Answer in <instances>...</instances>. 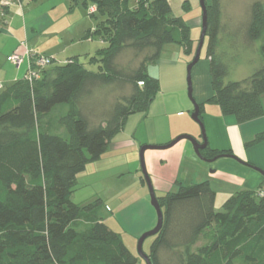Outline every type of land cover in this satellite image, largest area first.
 <instances>
[{
	"label": "trees",
	"instance_id": "trees-1",
	"mask_svg": "<svg viewBox=\"0 0 264 264\" xmlns=\"http://www.w3.org/2000/svg\"><path fill=\"white\" fill-rule=\"evenodd\" d=\"M1 1L0 26L8 13ZM88 1L96 8L90 14L102 18L82 36L103 45L88 58L99 64L97 72L85 69L75 56L42 68L31 81L21 76L0 82V264H140L120 235L94 215L101 199L75 203L72 186L127 116L148 109L157 82L147 67L162 47L177 44L190 54L193 40L188 25L171 15L168 0H134L133 6L130 0ZM248 8V18L230 33L233 56L218 49L215 30L206 40L212 90L206 101L238 124L264 115V2L254 0ZM258 41L261 60L253 72L225 82L241 53ZM125 51L141 57L132 66L122 64ZM57 106L65 107L60 118L67 124L66 136L39 124ZM198 106L200 117L204 103ZM263 140L264 130L244 140V146ZM200 154L232 155L230 150ZM259 189L236 191L216 211L208 181L178 183L176 191L157 198L163 223L149 246L151 264H264V195Z\"/></svg>",
	"mask_w": 264,
	"mask_h": 264
},
{
	"label": "rangeland",
	"instance_id": "rangeland-1",
	"mask_svg": "<svg viewBox=\"0 0 264 264\" xmlns=\"http://www.w3.org/2000/svg\"><path fill=\"white\" fill-rule=\"evenodd\" d=\"M8 1L9 4L5 5L6 7H9L12 2V0ZM168 1L171 15L188 25V34L193 40L191 53L187 54L184 48L177 44H165L162 47L160 56L147 67L148 76L157 82L156 93L148 109L139 110L127 116L122 128L110 139L106 150L100 157L88 162L84 170L77 174L71 194L72 201L78 204L100 198L102 202L96 207L94 215L107 222L110 228L120 235L132 253L138 257L137 240L139 236L151 229L156 222V213L150 204L148 186L140 181L143 176L140 147L168 144L177 136L184 134L201 140L200 126L190 116L193 102L188 95L187 85V65L194 56L201 32V7L199 0ZM253 1L216 0L215 3L213 0H205L209 18L208 30L204 37L199 61L191 71L192 97L196 99L195 102H197L198 93L206 96L208 91H211L207 79V35L215 30L220 44L218 49L223 50L225 55L233 56L235 51L231 48L233 41L230 33L236 31L241 26L240 24L248 18V6ZM261 1L264 2V0ZM22 4L25 12L21 16H26L31 21L35 20V24L39 27V32L35 33L29 43L35 42L40 52L28 49L54 57V61L46 67L54 63H63L69 57L78 55L85 69L91 72L99 70V64L89 62L88 58L103 45L99 44V40L93 36L89 41L82 38L88 30L93 29L99 19H102L98 14L95 16L90 14L95 12L96 8L88 0H24ZM128 4L133 6L134 0H130ZM21 16H18V19L22 18ZM18 35L19 39H23L21 30ZM259 44L260 41L254 43L248 51L241 53L239 63L231 66L225 82L241 80L253 72L258 61L261 60L258 51ZM9 46V43L4 42L0 44V49L5 52ZM24 50L25 48L22 52ZM4 52L0 51V82L9 84L15 80L18 71ZM140 57L141 55L136 56L132 51H125L119 57V62L132 66L138 62ZM261 103L264 108V94L261 96ZM204 106L208 110L218 108L217 104L208 101ZM64 113L65 107L57 106L49 114L42 116L39 124L49 132L66 136L67 124L60 118ZM259 118L246 123L257 121ZM203 128L208 140L204 125ZM227 131L231 140L230 151L233 157L224 154L209 163L199 157H189L185 154L176 168L174 178L176 181L156 185L154 188L156 197L168 191H176L178 183L186 186L208 181L206 177L211 176L210 172L218 165L221 166L218 162L224 159H232L247 168L250 164L241 158L244 156L245 146L238 129L235 126H228ZM144 139L148 144L141 145ZM216 143L224 145L222 137H216ZM210 148L214 149L212 146ZM218 150L229 149L220 147ZM212 182L214 189H218L214 209L219 211L223 208L224 202L240 188H236L235 184L229 182L223 185L219 180L215 182L212 179ZM151 242L152 237L146 238L143 242L142 250L146 255ZM139 263L145 264L140 257Z\"/></svg>",
	"mask_w": 264,
	"mask_h": 264
},
{
	"label": "crops",
	"instance_id": "crops-1",
	"mask_svg": "<svg viewBox=\"0 0 264 264\" xmlns=\"http://www.w3.org/2000/svg\"><path fill=\"white\" fill-rule=\"evenodd\" d=\"M23 1L24 0H19V2H17V0H12L11 4L8 7V13L6 15L5 23L0 26V44L5 42L9 43L10 45L9 49L5 50V52L4 50L0 49L1 52H4V54H6V57L15 51H22V42L25 44V46H27V48H31L36 51H38L39 49V46L36 45L35 42L33 44L29 43L34 37L35 33L39 32V27L37 24H35V20L31 21V19H28V17L21 16L23 12H25V8L22 7ZM26 7L28 8V6ZM27 8L26 10H28ZM18 16H21L22 18L18 19ZM20 30L22 31L23 39H19L20 37H18V32ZM87 40L89 41L90 39ZM99 44H101V41H99ZM75 56L78 58V55H74L72 57ZM15 69H17L18 71L17 75H15V79H17L24 74L25 63H23L19 67L15 66ZM207 77L208 84L210 86V76L208 69ZM198 94L199 95L197 97V103L205 104L206 99L212 95V90L208 91L206 96L202 93ZM200 119L205 126L206 132L208 134L209 146L214 147V150H218V148L220 147H224V149L228 148L230 150L231 140L227 131L228 126H235L238 129L242 141L246 139L249 140L257 132L264 130V115L257 121L249 122L246 124H238L233 116L223 115L220 112L219 107L208 110L204 106L200 115ZM216 137H222L224 145L221 146L217 144ZM144 140L145 141H142L140 143L141 145L143 143H147V140ZM159 145L161 144H158L157 146ZM185 154L189 157L196 156L191 143L187 139H181L169 148H154L144 151V167L150 178L153 189L156 185H163L167 181L172 182L175 180L174 178L176 177V168L179 166ZM241 158L248 161V164L264 170V140L260 143L253 144L251 147H245L244 156ZM219 163L221 166L218 165L214 170L210 172L211 176L206 177L208 182L210 183V186L215 191V200L218 189H214L215 187L211 185L213 183L212 179H214L215 182L219 180L222 185L225 183L228 184V182L233 183L235 184L234 186L236 188H240L238 190H257L258 188L264 186V176H262L259 172L253 170L249 166V169H247L248 167L244 168L245 166L243 167L232 159H224L219 161L218 164ZM142 178L143 176H141L140 181L141 183L145 184V182H143L144 178ZM151 226L149 228H151Z\"/></svg>",
	"mask_w": 264,
	"mask_h": 264
},
{
	"label": "water",
	"instance_id": "water-1",
	"mask_svg": "<svg viewBox=\"0 0 264 264\" xmlns=\"http://www.w3.org/2000/svg\"><path fill=\"white\" fill-rule=\"evenodd\" d=\"M199 3H200V7H201V32H200V35H199L198 46L196 48L194 56H193L192 60L187 65V85H188V95H189V97L191 98V100L193 102V109L191 111V115L190 116L195 122H197L199 124L203 142L199 143L193 136L184 134V135L177 136L174 140H172L171 142H169L168 144H165V145H159V146H157V145H142L140 147L141 170H142V173H143L144 181H145V183L148 186L150 204L152 205V207L154 208L155 213H156V223H155V225L151 229H149L146 232L142 233L139 236L138 240H137L138 255H139L140 258L143 259L145 264H151V262L149 260V257L142 250L143 242H144V240L146 238L152 237V236L156 235L159 232V230L162 227V223H163V212L161 210V207H160V204L158 202V199H157V197L155 195V191H154V189H153V187L151 185L150 178H149V176H148V174L146 172V169L144 167V162H143V153H144V151L147 150V149H154V148H157V149L169 148V147L173 146L175 143H177L179 140L187 139L191 143L192 148H193L194 153L196 154V156H198L202 160H205V161H207L209 163H212L217 158L222 156V155L221 156L218 155V156H216L214 158H204L200 154V150H202V149H204L206 147L207 142H206V137H205V134H204L203 123H202V121H201V119L199 117V106H198V103L195 102V100L192 97L191 71H192L193 66L199 61L200 51H201V48H202V45H203V42H204V37H205V34L207 32V28H208V20H207V9H206L205 0H199ZM229 156L233 157L232 155H229ZM249 166L251 168L255 169L257 172H259L262 176H264V170L263 169H260V168H258L256 166H251V165H249Z\"/></svg>",
	"mask_w": 264,
	"mask_h": 264
},
{
	"label": "built area",
	"instance_id": "built-area-1",
	"mask_svg": "<svg viewBox=\"0 0 264 264\" xmlns=\"http://www.w3.org/2000/svg\"><path fill=\"white\" fill-rule=\"evenodd\" d=\"M8 0H3L2 5H8ZM22 47L25 50L15 51L8 56V60L12 62L16 67L21 66L25 63V71L23 77L28 80L36 79L40 76L39 71L46 67V65L52 63L54 61V57L46 54H41L36 51H32L25 47V44L21 43ZM260 195V194H259Z\"/></svg>",
	"mask_w": 264,
	"mask_h": 264
},
{
	"label": "flooded vegetation",
	"instance_id": "flooded-vegetation-1",
	"mask_svg": "<svg viewBox=\"0 0 264 264\" xmlns=\"http://www.w3.org/2000/svg\"><path fill=\"white\" fill-rule=\"evenodd\" d=\"M205 137H206V135H205ZM196 140H197V139H196ZM197 141H198L199 143H202V142H203V140H202V136H201V140H197ZM206 142H207L206 147H205L204 149L200 150V152H201V151H205V152H207V150H214V149L210 148V146H209V144H208V140H207V138H206ZM218 155H220V154L213 155L212 157H209V158H214V157H216V156H218Z\"/></svg>",
	"mask_w": 264,
	"mask_h": 264
},
{
	"label": "bare ground",
	"instance_id": "bare-ground-1",
	"mask_svg": "<svg viewBox=\"0 0 264 264\" xmlns=\"http://www.w3.org/2000/svg\"><path fill=\"white\" fill-rule=\"evenodd\" d=\"M259 194H260L259 196H263L264 195V186L259 189Z\"/></svg>",
	"mask_w": 264,
	"mask_h": 264
}]
</instances>
